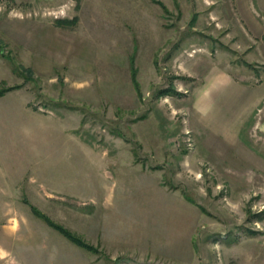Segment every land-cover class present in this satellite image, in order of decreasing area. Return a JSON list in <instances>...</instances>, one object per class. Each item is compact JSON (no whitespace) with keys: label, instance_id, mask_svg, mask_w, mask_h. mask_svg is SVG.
Listing matches in <instances>:
<instances>
[{"label":"rangeland","instance_id":"obj_1","mask_svg":"<svg viewBox=\"0 0 264 264\" xmlns=\"http://www.w3.org/2000/svg\"><path fill=\"white\" fill-rule=\"evenodd\" d=\"M257 9L0 0V89L19 86L0 96V264H264V101L249 109L222 77L264 86ZM73 140L74 193L41 194ZM107 185L117 202L105 213L89 196Z\"/></svg>","mask_w":264,"mask_h":264},{"label":"crops","instance_id":"obj_2","mask_svg":"<svg viewBox=\"0 0 264 264\" xmlns=\"http://www.w3.org/2000/svg\"><path fill=\"white\" fill-rule=\"evenodd\" d=\"M256 3L258 4V9L260 12L264 13V0H256ZM252 14V13H251ZM250 14V15H251ZM251 19V23H250V27H252L254 25V19L251 15L250 17ZM215 74L220 75L219 72H216ZM223 79L225 80V82L227 83V87H228V93L230 92L231 94L229 95L230 97H232L233 99L235 97H238L246 94L249 97V100L247 102V105L249 104V109H251L250 107H252L255 104H260L262 101H264V86H262V84H260L262 87L259 88V86H257L258 88L254 87H250L244 83H240L238 82L235 78H232L230 75L229 77H226L224 74H222ZM264 124V123H262ZM75 140L73 141H68L66 142V145L64 146L66 149H62L63 151H59V155L56 156V161L53 165V177L50 179L51 180V184L48 183V185L50 187H47V189L45 190V193H43L42 191H39L37 189L38 192H40L41 194H46V195H51V196H56V197H66V196H71L70 194H73L74 192V177L73 174L70 175V166L72 167V169L74 168V161H73V150L69 149V144H72V146L74 145ZM83 144L88 148V149H93V150H97L95 148L100 147V145H95V146H91L90 144H87L86 142H83ZM101 151H99L100 156L102 157V160H106L108 159V154L109 152H107L106 150V146H103L102 149H100ZM116 152V151H115ZM117 157H114V161L115 163L117 162ZM119 163V162H118ZM62 171V175L61 177H58V175L60 174V172ZM105 171H108L107 168ZM53 179V180H52ZM56 179V180H54ZM21 181L22 179H20L16 184H15V189H17V187H19L21 185ZM156 182V181H155ZM43 184V183H42ZM158 188L162 189L163 187H161L159 185V183H156ZM40 188H42V185L40 186ZM164 189V188H163ZM166 190V189H165ZM44 191V190H43ZM167 191V190H166ZM168 192V191H167ZM170 193V192H168ZM61 194V196L59 195ZM91 203L94 206H98L99 209L105 211V213L109 210H114L116 208V192L115 190L112 189V187H109L108 185L106 186V188H104L101 192V194H99V196L97 194L94 195H90L89 196ZM180 201H183L182 198H179ZM185 202V206H186V201ZM15 223H13V227L15 230H9V232H16L21 228V223H17V225H14ZM27 224V223H24ZM5 227V224H4ZM5 232V231H4ZM28 237H32V234L26 235L25 238Z\"/></svg>","mask_w":264,"mask_h":264},{"label":"trees","instance_id":"obj_3","mask_svg":"<svg viewBox=\"0 0 264 264\" xmlns=\"http://www.w3.org/2000/svg\"><path fill=\"white\" fill-rule=\"evenodd\" d=\"M77 17H74L73 19H58L57 23L61 24V25H68L71 24L73 25L74 23L77 22ZM133 64V63H132ZM133 66V65H132ZM27 69V71L29 73L32 72V69H30V67L25 68ZM136 69L133 67L132 69V80L133 83L135 85L136 88H139V83L137 81V79L135 78V71ZM19 86H10V87H5V88H1L0 89V96L4 95L5 93H7L8 91L14 90L16 88H18ZM165 92V91H164ZM34 213H36V215L40 218H42L45 222H47L50 226H52L53 228H55L56 230H58L59 232H61L65 237H67L70 241H72L73 243L87 248L89 250L94 249V246L91 245L90 243H88L83 237L76 235L73 231H71L68 228H65L64 226L58 224L56 221H54L53 219H51L49 216H47L45 213H43L41 210L37 209L36 207L32 206Z\"/></svg>","mask_w":264,"mask_h":264}]
</instances>
